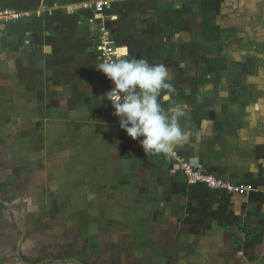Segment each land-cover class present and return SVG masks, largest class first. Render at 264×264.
<instances>
[{
    "label": "crops",
    "instance_id": "crops-1",
    "mask_svg": "<svg viewBox=\"0 0 264 264\" xmlns=\"http://www.w3.org/2000/svg\"><path fill=\"white\" fill-rule=\"evenodd\" d=\"M92 1L0 0L21 14L0 23V264H264V0H110L118 55L165 64L162 110L184 113L160 154L105 99ZM232 55L262 105L232 108ZM181 160L246 191L190 185Z\"/></svg>",
    "mask_w": 264,
    "mask_h": 264
},
{
    "label": "clouds",
    "instance_id": "clouds-1",
    "mask_svg": "<svg viewBox=\"0 0 264 264\" xmlns=\"http://www.w3.org/2000/svg\"><path fill=\"white\" fill-rule=\"evenodd\" d=\"M96 69L113 84L105 99L110 102L119 129L133 141L142 138L139 144L144 153H170L174 145L187 139L180 126L183 111L174 108L169 115L161 107V98L168 100L175 91L168 82L165 64L137 59L124 49Z\"/></svg>",
    "mask_w": 264,
    "mask_h": 264
},
{
    "label": "built area",
    "instance_id": "built-area-1",
    "mask_svg": "<svg viewBox=\"0 0 264 264\" xmlns=\"http://www.w3.org/2000/svg\"><path fill=\"white\" fill-rule=\"evenodd\" d=\"M110 5V0H93L91 7L94 12V16L100 19L99 36L97 43L98 59L100 64L109 59H115L118 56V49L114 44L112 34L104 23V13ZM21 17V14L15 13L10 10H0V23L17 20ZM107 91H110L113 84L103 75ZM109 102V101H108ZM110 103V102H109ZM179 170L190 185L202 184L210 190L224 191L230 194H244L246 188L241 185L231 183L219 179L209 173H207L202 167L195 165L187 160H181L179 163Z\"/></svg>",
    "mask_w": 264,
    "mask_h": 264
},
{
    "label": "rangeland",
    "instance_id": "rangeland-1",
    "mask_svg": "<svg viewBox=\"0 0 264 264\" xmlns=\"http://www.w3.org/2000/svg\"><path fill=\"white\" fill-rule=\"evenodd\" d=\"M251 52H252V49H249L246 52L247 54H249V57H250ZM231 59H232V61H231ZM236 59L238 60V58L235 55H232L230 57V59H228L229 61H227L228 62L227 68H228V74L229 75L227 77L226 82L224 83V88H226L229 91L230 90L232 91V93H231L233 95V97H232L233 107L232 108L235 109V111H236V107L241 106V104L249 105V106H256V105L264 104V103L259 104L258 96L260 94L257 95L258 86L256 85V82H247L246 83L245 81L241 80L240 69L242 66L239 64V62H238L239 60L237 62H235ZM231 66H233V68H231ZM252 68H255V69H252ZM230 69L232 71L231 72L232 75L230 74ZM248 69H249V74H255L256 72L261 73L264 68L261 66L258 69V67H256V65H255V66H249ZM257 69H258V71H255ZM242 89L246 90V91H244L245 93L241 92ZM244 94H245L246 98H244L245 97ZM253 118H255V114L250 116L249 121H251Z\"/></svg>",
    "mask_w": 264,
    "mask_h": 264
}]
</instances>
